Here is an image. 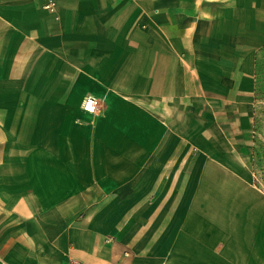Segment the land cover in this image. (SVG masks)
<instances>
[{
  "label": "crops",
  "instance_id": "crops-1",
  "mask_svg": "<svg viewBox=\"0 0 264 264\" xmlns=\"http://www.w3.org/2000/svg\"><path fill=\"white\" fill-rule=\"evenodd\" d=\"M262 52L264 0H0V264H264Z\"/></svg>",
  "mask_w": 264,
  "mask_h": 264
},
{
  "label": "rangeland",
  "instance_id": "rangeland-1",
  "mask_svg": "<svg viewBox=\"0 0 264 264\" xmlns=\"http://www.w3.org/2000/svg\"><path fill=\"white\" fill-rule=\"evenodd\" d=\"M250 109L251 137L246 146L247 153L235 150L230 154V161L236 166L231 168V171L249 177L254 186L264 193V52L259 55L256 65L253 102ZM244 149L243 145L242 150Z\"/></svg>",
  "mask_w": 264,
  "mask_h": 264
},
{
  "label": "built area",
  "instance_id": "built-area-1",
  "mask_svg": "<svg viewBox=\"0 0 264 264\" xmlns=\"http://www.w3.org/2000/svg\"><path fill=\"white\" fill-rule=\"evenodd\" d=\"M44 8L48 9L49 11L53 12L54 11V3H49L44 6ZM81 109L88 114H96L100 108V102L98 98L87 95L83 98L81 102ZM70 264H80L79 262L76 261H71Z\"/></svg>",
  "mask_w": 264,
  "mask_h": 264
}]
</instances>
